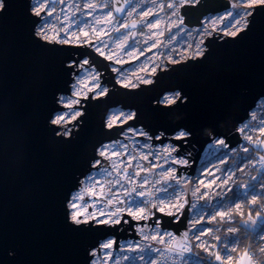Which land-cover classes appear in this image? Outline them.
Here are the masks:
<instances>
[{
    "label": "water",
    "instance_id": "95a60500",
    "mask_svg": "<svg viewBox=\"0 0 264 264\" xmlns=\"http://www.w3.org/2000/svg\"><path fill=\"white\" fill-rule=\"evenodd\" d=\"M229 8L231 0H195L182 3L179 15L184 25L197 27L204 16ZM247 17L234 34L207 35L200 55L166 61L151 81L131 87L119 84L112 61L89 45L36 34L41 16L30 0H1L0 264H89L102 240L113 237L117 248L121 240L138 238L136 225L158 224L176 235L186 230L189 197L178 215L153 206L147 219L122 212L119 223L76 222L68 201L97 159L108 163L100 145L121 138L128 127H142L153 144L170 141L177 155L189 151V164L177 166L179 174L195 172L213 138H223L229 148L237 145V125L264 96V0ZM84 57L107 89L72 105L82 112L65 134L52 117L64 109L59 97L70 93L75 65ZM173 91L180 94L173 103L160 101ZM116 106L134 114L108 126L107 113ZM180 130L189 135L177 139Z\"/></svg>",
    "mask_w": 264,
    "mask_h": 264
},
{
    "label": "rangeland",
    "instance_id": "374dc122",
    "mask_svg": "<svg viewBox=\"0 0 264 264\" xmlns=\"http://www.w3.org/2000/svg\"><path fill=\"white\" fill-rule=\"evenodd\" d=\"M193 1L195 0H32V3L35 10H44L38 27L40 35L63 43L89 45L98 54L112 61L111 68L115 71L119 84L133 87L151 81L158 65L165 67L166 61L173 62L200 55L205 48V37L213 31L222 35L236 33L246 25L247 15L251 11L249 7L263 0H237L242 5L238 11H234L231 6L223 12L204 16L200 26L188 27L182 22L179 6ZM75 67L77 72L73 74L70 93L59 97L64 109L56 111L52 117V121L65 134L70 132L71 127H76L74 119L82 112L79 106L72 105H80L81 98L91 91L93 96H99L107 89L100 82V71L89 63L87 57L81 59ZM177 93L178 91L165 93L160 101L167 103L164 98L175 97ZM133 114L132 109L112 107L107 113L106 124L109 126L126 121ZM181 131L174 135L178 136ZM220 140L219 138L214 142V149L220 146L216 153L210 149L211 146L205 151L204 172L200 178H196L195 184L188 185L189 182L193 183L192 178L191 181L188 180L189 174L183 171L179 174L176 171L177 178L183 177L181 183L177 184L175 180L166 178L171 176L169 168L177 170L172 159H180L171 151L175 144L170 141L152 144L142 127L126 128L121 138L105 142L98 148V153L108 163L97 159L94 162L97 167L81 178L79 186L71 193L68 201L70 217L76 222L92 219L95 222L113 223L121 218L122 212L128 213L129 208L133 212L143 208L145 219L152 215L153 206L158 211L163 207L164 213L181 212L188 193L192 195L197 187L200 191L195 196L200 192L216 189L214 194L202 199L204 203L199 207L211 208L219 203V213H224L231 204L239 207V200L234 203L222 200L209 202L213 197V200L221 197L222 187H226L234 179L243 181L250 172L247 162L243 161L239 166L231 153L228 154L223 149ZM113 143L117 144V148L109 150V145ZM262 147L264 151V139ZM145 155L148 160H144ZM229 165L234 168L230 167L226 171ZM235 171H238V176L234 174ZM136 172L139 176L135 175ZM213 178H216V182L210 187L200 184L201 179L207 184ZM246 218L242 222L245 221L248 227L256 230L264 219V214L255 213L251 218ZM136 232L138 238L121 240L117 248L113 246V237L102 240L99 253L94 249V256L89 264H171L166 259L167 251L183 246L188 248L190 244L187 229L176 235L158 224H143L136 225ZM108 242H112V247L103 248V244ZM238 256L239 260L235 264H255L246 250L239 252ZM186 261L188 264H204L202 260L191 257Z\"/></svg>",
    "mask_w": 264,
    "mask_h": 264
},
{
    "label": "built area",
    "instance_id": "2783aa9c",
    "mask_svg": "<svg viewBox=\"0 0 264 264\" xmlns=\"http://www.w3.org/2000/svg\"><path fill=\"white\" fill-rule=\"evenodd\" d=\"M30 1L31 10L37 14H40L42 19V11L35 10L33 8L32 0ZM40 23L41 20L37 24L35 32L40 37L44 38L38 32ZM44 39L56 41L49 38ZM236 130L240 134V141L237 143V145L233 148H229L228 145L224 142L222 147L228 154L231 153V157L234 158V161L237 160L239 166L243 161L247 162V168L250 171L248 172L249 176H247L241 182L236 179L232 180L228 185H226V187H222L223 191L220 192V198L218 197L216 200H213V197L209 199V202H219L220 200L224 202L223 199L227 190L231 189V187L233 186H236L237 193L239 195L237 200L240 201V206L234 207V205L232 204L228 205V208L224 210L225 215L221 216L219 215V203L218 205L215 203V205H213L211 208L199 207L202 203H204L202 200L203 198L211 196L215 193V188L210 189V191H204L203 193L206 192L207 195L203 197H201L203 194L202 192H200L197 196L192 195V198L190 199L189 216L186 228L190 234L189 247L187 248L186 246H183L181 248H177V250H168L166 253L167 262L171 264H188L189 262H187L186 260H190L191 257V259L194 260H202L204 264H207V261L209 264H235V262L239 260V252L236 251L237 239H235L233 235V232L235 231V225L232 222V211L242 217L243 203L245 201L248 206H253L256 203V213L262 215L264 214V151L262 147V141L264 139V96L256 102L254 108L249 112L248 117L237 125ZM184 132L187 133L186 131ZM148 139L151 142L149 135ZM217 139L219 138H213L203 149L195 172L192 175L189 174V176L192 178L193 183L189 182L188 185H194L196 178H200L203 175V166L206 164V161H204V154L208 147L211 146L210 149L213 150L214 153L219 150L220 146H218V149H214L213 147L216 146L214 142H217ZM220 139L223 140V138ZM174 147L177 149L176 145H174ZM245 148H247L248 151H245ZM183 154L187 155L189 154V151L183 152ZM185 155L179 154L178 157L180 159L183 158L187 160V156ZM179 165L180 164H177V166ZM230 167H233V165H229L226 171H228ZM235 172L236 173L234 174L238 176V171ZM227 202L234 203L236 202V200L233 202ZM193 204L195 205V207H192ZM179 213L180 212H177L176 215H178ZM252 216L253 215L250 214L249 216H247V218H245L248 219ZM213 217H215L214 220L212 219ZM217 219L221 220V223L218 225L216 224ZM263 220L264 219H262V221ZM262 221L260 222V224L262 223ZM223 223H225L224 230L221 234H219L217 233V231L221 230ZM259 230L260 231H258L259 233L255 235V238L257 241H260L261 248L264 249V227ZM197 249H202L205 254H207V257H205L207 259V261L205 260L206 262L202 259V256L198 253ZM209 249H211V251ZM216 255H219L221 257L219 261L215 259ZM252 258L255 264H264L259 259V257L255 256Z\"/></svg>",
    "mask_w": 264,
    "mask_h": 264
},
{
    "label": "trees",
    "instance_id": "16d2710c",
    "mask_svg": "<svg viewBox=\"0 0 264 264\" xmlns=\"http://www.w3.org/2000/svg\"><path fill=\"white\" fill-rule=\"evenodd\" d=\"M231 6L234 11H238L240 8H242V5L237 0H231ZM252 7H249L251 9ZM166 11L168 9L166 8ZM187 186V185H186ZM188 187V186H187ZM188 191V189H187ZM192 198L191 193H188L187 198ZM239 197L237 193L236 186L231 187V189L227 190L225 196H224V202L230 201L233 202L237 200ZM257 211V204L255 203L253 206H248L245 201L243 203V216L240 217L238 214L232 211V218H233V224L235 225V231L233 232V235L235 239H237V252H242L246 250L252 257H259V259L264 263V249L261 248L260 241H257L255 238V235L257 234L254 230H252L250 227L247 226V224L243 221L244 217L251 215H255ZM221 220L217 219L216 224H220ZM264 224V220L261 223ZM225 223H223L221 230H218L217 233L221 234L224 230ZM260 229V226L256 229ZM258 232V231H257ZM198 253L202 256V259L207 261L205 257H207V254L202 249H197ZM213 257V256H212ZM205 261V262H206ZM207 264L208 261L206 262Z\"/></svg>",
    "mask_w": 264,
    "mask_h": 264
},
{
    "label": "snow or ice",
    "instance_id": "6c2138e0",
    "mask_svg": "<svg viewBox=\"0 0 264 264\" xmlns=\"http://www.w3.org/2000/svg\"><path fill=\"white\" fill-rule=\"evenodd\" d=\"M179 95H180V94L177 93L175 97H165V98H164V99H165V102H167V103H173L174 100H175L177 97H179ZM186 135H189V134H188V133H185L184 131H181V132L179 133V135H178L176 138H177V139H179V138H183V137L186 136ZM158 138H159V137H158ZM219 143H220L221 145H223V144H224V141H223V140H220ZM116 148H117V144H115V143L109 145V150H113V149H116ZM165 150L168 151L167 148H166ZM176 150H177V149H176L175 147L171 149V151H176ZM244 150H245V151H248L247 148H245ZM102 151H103V149H102ZM113 152H115V151H113ZM170 154H171V153L169 152V155H170ZM143 158H144V160H148V156H147V155H145ZM99 163H100V162H99ZM165 163H167V160L165 161ZM172 163H173V164L185 165V166L188 165V161H187L186 159H183V158H181V159H172ZM160 166L163 167V165H160ZM168 171L171 173V176H170V177H166V178H171V179L175 180L177 184H180V183H181V180L183 179V177H180V178H177V177H176V169H174V168H169ZM221 171H222V170H221ZM135 175H136V176H139L137 172L135 173ZM212 175H213V174H212ZM188 180L191 181V177H188ZM225 181H226V180H225ZM215 182H216V178L211 179L207 184H205L204 179H201V180H200V184H203L205 187H210L212 184H215ZM165 190H166V189H165ZM199 191H200V189H199L198 187L195 188L194 191L192 192V195L195 196V195L197 194V192H199ZM206 195H207V193L205 192V193L202 194L201 197L206 196ZM161 202H163V201H161ZM192 207H195V205L193 204ZM123 211H124V210H123ZM159 211L163 212V211H164V208L161 207V208L159 209ZM128 213H129V215L133 216V218H135V219H145V218H146V217L143 215V213H144V209H143V208L139 209V210L136 211V212H133L132 209L129 208V209H128ZM168 214H169V215H172L173 213H168ZM113 215H116V213H113ZM219 215L223 216V215H225V213L221 212V213H219ZM212 219L214 220L215 217H213ZM102 222H104V221H102ZM119 222H120L119 219H116V220L113 221V223H119ZM197 238H199V237H197ZM102 247H103V248H111V247H112V242L105 243V244H103ZM215 259H216L217 261H219V260L221 259V257H220L219 255H216V256H215Z\"/></svg>",
    "mask_w": 264,
    "mask_h": 264
},
{
    "label": "bare ground",
    "instance_id": "6f19581e",
    "mask_svg": "<svg viewBox=\"0 0 264 264\" xmlns=\"http://www.w3.org/2000/svg\"><path fill=\"white\" fill-rule=\"evenodd\" d=\"M50 41H51V40H50ZM98 150H99V149H98ZM259 226H260V229H261V228H263V227H264V224H263V225H262V224H260ZM254 231H255L256 233H259V232H257V231H260V230L258 229V230H254Z\"/></svg>",
    "mask_w": 264,
    "mask_h": 264
}]
</instances>
